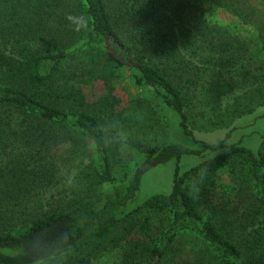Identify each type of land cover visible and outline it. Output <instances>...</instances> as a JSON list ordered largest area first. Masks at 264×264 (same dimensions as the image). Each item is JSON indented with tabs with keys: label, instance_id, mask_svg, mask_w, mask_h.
Listing matches in <instances>:
<instances>
[{
	"label": "trees",
	"instance_id": "obj_1",
	"mask_svg": "<svg viewBox=\"0 0 264 264\" xmlns=\"http://www.w3.org/2000/svg\"><path fill=\"white\" fill-rule=\"evenodd\" d=\"M222 103L264 110V0H0V264H206L185 236L211 264H264V132L195 137ZM164 107L198 146L150 135ZM124 145L145 158L106 192ZM173 160L171 191L135 205ZM61 171L77 188L54 202Z\"/></svg>",
	"mask_w": 264,
	"mask_h": 264
},
{
	"label": "rangeland",
	"instance_id": "obj_2",
	"mask_svg": "<svg viewBox=\"0 0 264 264\" xmlns=\"http://www.w3.org/2000/svg\"><path fill=\"white\" fill-rule=\"evenodd\" d=\"M219 17L228 19V15L222 16L220 14ZM91 88L93 92L95 89L92 86ZM125 92L126 89L119 91V93L123 96L125 95ZM234 109V103H222L220 106L217 105L213 125L206 123L208 120L207 116H205L204 119L201 118L199 121H196L195 114L197 110L190 111L192 115H194L193 120L198 122L197 124H193L196 139L200 141H207L209 143H216L222 140L229 130L233 129L231 139L238 140L240 138H244L245 143L249 146H257L260 140V135L264 132V110H261V112H259V116L257 117H248L245 119V121H238L232 117V112ZM260 109H264V107L259 108L257 111ZM161 111L167 121L166 129L159 128V130H156L150 134L152 137L158 141H163L166 143L177 142L190 147L198 146L192 137L187 136L183 132L180 126L179 116L175 111L167 107L161 108ZM218 112L221 119H224L223 124L219 123L217 116ZM144 158L145 155L141 154L136 148L130 145H124L122 149L121 160L115 167V181L113 185H106L104 190L106 192H111L114 187L127 185L132 178L134 170ZM197 162V159L192 157L184 158L182 161V170H187ZM219 174L221 175L222 179H224L223 181L226 180L227 182L229 178L227 170L222 169L219 171ZM173 175L174 160L165 164L154 162L153 168L145 175L143 179L141 189L135 198V205L142 203L151 196L157 194H168L171 191L173 185ZM55 179L56 180L53 182V184L56 186L57 183L60 188L58 190L52 189L49 192H46L47 194H45V196L54 202L58 201L60 197H64L65 199L72 197L73 190L77 188L76 182L78 178L76 177V171H61V173H59ZM52 193H54L55 196H52ZM181 246L188 251L194 249L196 251H202L201 255L203 256L206 264L213 263V253L206 249V247L201 243H199L197 239L191 236H185L181 239ZM114 255L115 251L108 253L106 252L103 257L99 258L98 264H104L107 259L113 260Z\"/></svg>",
	"mask_w": 264,
	"mask_h": 264
}]
</instances>
